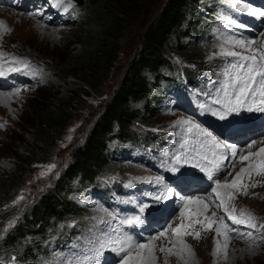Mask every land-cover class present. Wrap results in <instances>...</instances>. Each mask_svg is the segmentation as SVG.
<instances>
[{
    "label": "rangeland",
    "instance_id": "rangeland-1",
    "mask_svg": "<svg viewBox=\"0 0 264 264\" xmlns=\"http://www.w3.org/2000/svg\"><path fill=\"white\" fill-rule=\"evenodd\" d=\"M99 1L82 0L80 8L74 6V2L67 1L64 6L58 8V10L49 11L48 14H45L42 10L45 6L44 3H30L26 7L24 6L27 3H24L20 7L14 8L0 6V21L4 22L0 26V29H2L0 32V52L4 53V56L0 58V62L20 58L35 71V73L32 71L27 73L36 75V83L34 82L32 89L22 92L19 90L17 91L18 93L13 89H9V91L0 90V94H3V100L0 101V182L17 171L18 160L21 155L25 154L28 156L30 152L31 156L27 157L28 160L38 161L31 169L29 168V170L19 175L15 181L18 185L10 188L7 197L0 190V242H3V239L8 237L9 234L14 233L17 225L19 226L20 222L22 223L24 214L30 208L36 207L42 195L52 194L56 191L55 184L61 180L65 171L69 169L79 156V151L86 148L91 142L92 131L97 120L108 107L112 96L120 88L132 62L138 57L137 55L140 51H143L145 33L150 25L157 21L171 0H144L142 13L130 23L129 29L116 40L118 46L117 59L113 63L111 72L102 87V93L99 95L91 93L90 96L82 95L81 97L73 96L77 100V105H74L71 111L70 124L53 149H43L39 142H36L34 135L35 124L38 122L35 119V107L36 109L37 106L55 109L57 108L58 98L69 96L72 90L79 86L87 87L88 82L86 79L79 77V71L76 67L70 66L68 71H63L61 68L63 66L62 61L67 55H77L82 52V37L90 32L91 29H96L95 26L90 27L88 25L90 20L88 21L86 17L88 11L95 9ZM189 1L193 3H188ZM246 1L244 0V3L247 5ZM183 2L188 5L187 12L194 9L196 5L202 6L205 3L206 6L204 8H212L219 4L228 5L229 7L219 6L220 18L224 22L219 25V29L214 31L211 42H200L199 40L197 42L199 46L204 47L205 58L202 62L204 65L217 64L220 58H225L217 55L221 51V45L226 49L244 51L238 46H234L229 37L245 41H257L253 46V54L256 49H264V18L238 10L234 7L232 0H201L200 2L188 0ZM247 6L250 8V5ZM258 9L264 10V2ZM10 14L16 16L9 17ZM20 18H23V20L27 19V21L22 22ZM189 20L190 16L188 15L186 23L183 25L184 30L187 32L183 31L185 33L182 38L184 43L194 40L188 34L187 25L190 22ZM230 20L235 21V23L230 24ZM95 21V23L100 25L99 29L103 30L104 21H99L98 19H95ZM197 22V24H200L199 18ZM23 23L29 25L34 23L37 26L40 24V28L44 31L42 33L34 32L31 26L27 27ZM10 24L12 26L15 25V27H10ZM207 29L208 26L206 25L203 31L195 35L197 37L202 36L207 33ZM111 39L115 40L114 37ZM174 40V37L169 39L171 43H174ZM244 54L247 55L249 53L245 52ZM172 61L179 63L181 60L177 59L176 56H172ZM148 75L151 76L150 73ZM19 77L15 78L13 86L20 85L21 81L16 80ZM160 89V86L152 87L150 92L155 93L157 90L160 92ZM65 100L68 99H64L62 102ZM176 100V98L171 99L170 107L166 110V113L157 111L156 122L164 126V132H166L169 142L165 143L160 151L153 154V156L145 151L139 153L134 149L135 152H132L129 158L123 161L118 162L111 159L110 164L114 171L106 173L107 176H118L122 179L135 180L139 185L145 184L149 178L157 176H162L164 181L167 182L168 180L166 179L169 177H172L173 180L174 178L181 179L191 176L192 172L195 171L193 166L195 161L189 160L188 163L175 164L174 157L181 154L180 151H175L176 148L182 149V153L187 155L193 145L189 143L183 148L181 145L184 144L186 138L189 140L194 138L188 136L185 131L186 126L177 125L176 121L191 117L193 120L200 122V115L196 114L199 109L196 112L178 109ZM131 106L136 110L143 111L146 105L143 101L134 100ZM33 126L35 127L32 128ZM136 129L138 131H146L142 127ZM254 149V146L247 148L241 155H248L250 152H254ZM108 155L110 154H106L107 158H109ZM128 155L127 153L123 156ZM154 157H158L161 162L160 165L153 161ZM88 159L92 158L88 156ZM48 164H55L56 167L50 171L42 167ZM173 166H175L176 171H172ZM247 166L248 162L239 160L230 170V174H227L221 182H232L240 169ZM42 172L47 174L41 176ZM149 173H152V175L148 176ZM259 176L255 174L250 177L246 176L244 183L249 185L247 195L241 194L239 190H234L235 199L232 201L238 212L246 209L254 214L257 225L264 224V176L258 179ZM155 184L157 183L155 182ZM252 184L256 186L251 187L250 185ZM4 189L2 188V190ZM21 194H23L24 199L18 200ZM203 196L204 198H201L209 204L210 199H216V196L206 198L208 196L207 193L203 194ZM13 201L17 202L14 204ZM162 201L165 202V200ZM155 206L157 205L147 206L146 209ZM78 208L80 212L73 223H86L92 217H100L104 214L95 211L84 212L82 207L79 206ZM181 208V205L174 206V215L169 223L171 228L184 224L185 216L183 217L178 213V209ZM13 212H17L16 215L8 218L9 213ZM212 212L217 213V220L224 216L222 209L216 208L213 210L210 205L206 214L210 216ZM197 219L203 221L204 217L198 216ZM225 220L230 228L235 230L229 233L232 238L228 242L227 259H225L223 251L217 250L219 246L225 243L224 235H217L215 230L217 225L214 224L210 231L206 229V224L195 222L186 231L193 233L194 231L190 228L195 227L201 235L200 238L195 239L194 235L183 237L184 241L191 246L194 255L189 257L188 253L185 252L186 254L184 253L183 258H181L177 255L163 252V255L166 254L162 264H186V262L187 264H264V239H261L264 236V231L249 228L244 224H233L227 217H225ZM10 221L12 222L11 227H9ZM209 231L212 234L206 237L205 233ZM249 232L252 233L255 242L247 237L246 234ZM240 233L245 235L242 236ZM171 235V233H165V236L153 241L155 245L156 242L161 243V246L158 249L156 248V254H162L159 251L161 247L174 248L175 251V247L171 243ZM204 237L206 239L201 241Z\"/></svg>",
    "mask_w": 264,
    "mask_h": 264
},
{
    "label": "trees",
    "instance_id": "trees-1",
    "mask_svg": "<svg viewBox=\"0 0 264 264\" xmlns=\"http://www.w3.org/2000/svg\"><path fill=\"white\" fill-rule=\"evenodd\" d=\"M183 1L188 0L169 1L157 21L150 25L144 36L143 51H140L138 57L132 62L120 88L97 120L92 131L91 142L79 151V156L65 171L61 180L55 184L56 191L42 195L36 207L30 208L24 214L22 223L17 225L14 233L0 242V255L5 256L17 251L21 257L30 256L37 247L39 239L49 230L76 220L80 211L70 197L75 184L78 181L82 183L93 181L98 174L106 175L114 171L110 158L106 156L109 153H104L105 146L113 140L124 143L136 139L138 133L136 128L139 127L147 128L148 137L151 139L155 136L152 130H164V126L156 122L160 92L157 90L151 93L150 90L152 87L160 86L161 88L163 80L183 66H194L198 69L207 66L202 63L205 58L204 47L199 46L197 42L198 40L206 42L210 22L213 21L218 8V5L204 8L205 3L202 6L196 5L194 9L187 12L188 5ZM143 5L144 0H100L95 9L88 11L86 17L88 21L90 20L88 25L95 26L96 29H91L82 37V52L77 55H67L62 61L61 68L63 71H68L70 66L76 67L79 77L86 79L88 84L85 88L80 86L74 88L67 97L58 98L55 109H47L44 106H37V109L35 107V119L38 122L35 124L36 127L32 128L35 127L36 142H39L43 149H53L70 124L71 111L74 105H77V100L73 96L102 93V87L117 59L116 40L142 13ZM188 15L190 22L187 30L194 40L184 43L182 38L187 32L183 25ZM198 18L200 24H197ZM95 19L104 21L103 30L99 29L100 25L95 23ZM206 25L207 33L197 37L195 34L203 31ZM112 37L115 40H112ZM173 37L175 42L171 43L169 39ZM167 53L169 54L166 55ZM172 56H176L181 61L179 63L172 61ZM149 73L151 76L148 75ZM64 99L68 100L62 102ZM134 100L143 101L146 105L145 109L141 111L133 108L131 103ZM30 156V152L28 156L21 155L17 171L12 176L1 180L0 190L4 196L7 197L10 188L18 185L15 181L20 174L38 163L37 160H28L27 157ZM88 156L92 159L89 160ZM2 188L5 189L2 190ZM16 213H9L8 218L14 217Z\"/></svg>",
    "mask_w": 264,
    "mask_h": 264
},
{
    "label": "snow or ice",
    "instance_id": "snow-or-ice-1",
    "mask_svg": "<svg viewBox=\"0 0 264 264\" xmlns=\"http://www.w3.org/2000/svg\"><path fill=\"white\" fill-rule=\"evenodd\" d=\"M62 2L63 0H56L57 4ZM232 2L234 7L238 10L264 18V10L249 8L246 3H244V0H232ZM229 23L234 24L235 21L230 20ZM3 24L4 22L0 21V26ZM229 40L234 46H238L244 51H235L226 49L223 45L220 46L221 51L217 55L234 58L236 62L231 63L229 66L230 70L224 73L226 79L218 89L222 94V99L215 98L212 100L211 104L204 107L220 120H225L230 115L240 113L241 111L264 113V49H256L253 54V46L257 41H245L243 39H232L231 37H229ZM245 52L249 54L245 55ZM3 56L4 53L0 52V58ZM11 63L21 64L24 69L28 67V64L20 58H14ZM0 68H2V65H0ZM10 70L21 71L22 68H12ZM3 74V71H0V76ZM209 83L210 86L215 87L219 81H210ZM213 105L215 107H213ZM176 124L186 126L185 131L188 136L194 139H185L181 147L183 148L185 145L191 143L193 145L192 149L187 155L183 153L176 155L174 157L175 164L188 163L189 160L195 161L193 166L200 168L202 172H207L208 179L211 180L216 171L222 168L227 169L228 165L224 163L225 161L234 162L239 154L237 145L228 144L220 140L219 137L209 131L208 128L202 126L201 123L193 120L191 117L176 121ZM255 143L256 141H252L247 147L252 148ZM205 149L211 151V161H208V155L205 153ZM239 160L248 162V166L241 168L236 178L231 183L226 181L221 182L219 179L214 181L215 187L212 189V192L215 194L216 199L212 200L211 203L215 204L217 209H222L224 213V216H221L219 220L216 219V212H212L210 216L206 214L209 211L210 204L206 203L203 198L199 196H180L178 192L175 193V195L180 196V200L183 202V210L181 211L182 216L187 214L189 219L193 216H203L204 220L201 221L198 219L196 223L206 224L207 230H212L213 225H217L215 229L217 235H224L225 237V243L219 246L217 250L223 251L225 259H227L228 242L232 238L229 233L235 231L230 228L225 217L231 220L233 224H244L249 228L264 231V224L257 225V223H255L256 217L254 214L246 209L239 210L238 212L234 204H232V201L235 199L234 190H239L241 194L247 195V188L249 185L244 183V178L246 176L250 177L253 174L264 176V149H260L259 152H250L248 155H239ZM201 161H208L212 165V169L210 170L202 166ZM42 167L50 171L54 169L56 165L48 164ZM172 171H176L175 166H173ZM46 174V172H42L40 175L44 176ZM226 174H230V171L226 172ZM152 181L160 185V191L154 196L156 201L167 200L173 195L174 190L164 182L162 176L153 177L149 182ZM250 186L255 187L256 185L252 184ZM23 199L24 196L21 194L18 200ZM217 201L219 202L217 203ZM16 202L17 201H13L14 204ZM100 210L105 212L108 217L112 219L116 218V214L108 211V209L102 208ZM143 211L144 208L141 207L140 213H143ZM99 222L102 224L110 223V221H106L103 218H99ZM118 223L119 226L126 225L128 227H135L141 225L143 220L142 216L138 214L121 218ZM11 226L12 222L10 221L9 227ZM187 227H191V225L186 226L181 224L172 230L176 237L171 241L175 247V251L174 248L163 247H161L159 251L177 255L181 258H183V254L187 252L188 256L192 257L194 252L191 246L184 241L183 237L186 235H194L195 238L199 239L200 234L198 232L190 233L186 231ZM112 231L114 233H119L121 229L117 227L113 228ZM103 235L106 238H97L95 246L90 249V255L82 254L74 260L67 261V264H97L99 256L112 245H117V247L111 248L112 251L123 254L119 264H156V245L153 241L165 236V232L161 231L157 236L149 237L148 241L145 243L136 242L128 235H117L116 237H112L108 236L107 232H104ZM240 235L243 236L245 234L240 233ZM246 235L255 242V238L251 232ZM261 239H264V236H262Z\"/></svg>",
    "mask_w": 264,
    "mask_h": 264
},
{
    "label": "bare ground",
    "instance_id": "bare-ground-1",
    "mask_svg": "<svg viewBox=\"0 0 264 264\" xmlns=\"http://www.w3.org/2000/svg\"><path fill=\"white\" fill-rule=\"evenodd\" d=\"M2 10V9H1ZM1 13V12H0ZM13 14V13H12ZM12 14H10L9 15V17H15L16 15H12ZM21 20H22V22H25V21H27V19L26 20H23V18H20ZM32 20V19H31ZM8 22H10L9 20H8ZM23 25H25V26H27V27H29V26H31V29L33 28V30H34V32H36V31H38V33H42V31H44L43 29H41L40 27H41V25L39 24V26H37V24H34V23H31L30 25L29 24H24L23 23ZM10 27H15V25L14 26H12V24H10ZM28 29V28H27ZM3 30H4V28H3ZM2 31V29H0V32ZM15 31V30H14ZM46 32H47V30H46ZM9 37V36H8ZM11 69V68H10ZM10 69H8L7 70V72H10L11 70ZM9 80H11V77H9ZM2 93L0 94V101H2L3 100V97H2ZM7 96V95H6ZM254 147H255V149H254V152H256V151H260V149H264V138H261L260 140H256V143L253 145ZM247 149V148H246ZM246 149H244V151L246 150ZM253 176V175H252ZM263 176H259L258 177V179H261ZM251 179V178H250ZM233 180V179H232ZM231 183V182H230ZM198 220V219H197ZM193 225H191V227H192ZM204 228V227H203ZM192 231H197L198 232V230H197V228H190ZM199 229H201V228H199ZM190 230V231H191ZM201 231V230H200ZM211 231V230H210ZM208 232V233H205V236L207 237L209 234H212L211 232ZM193 232V233H194ZM201 236V235H200ZM171 237H172V235H171ZM206 237H204V238H202L201 239V241H204L205 239H206ZM196 239V238H195ZM171 241H172V238H171ZM159 246H161V243H159V242H156V248L158 249V247ZM137 251V250H136ZM166 254V253H165ZM164 254V255H165ZM186 254V253H185ZM164 255H163V252H162V254L160 255V254H156V256H157V261H156V264H162L163 262H164ZM177 259H179V258H177ZM179 261V260H178ZM175 263V262H174Z\"/></svg>",
    "mask_w": 264,
    "mask_h": 264
},
{
    "label": "water",
    "instance_id": "water-1",
    "mask_svg": "<svg viewBox=\"0 0 264 264\" xmlns=\"http://www.w3.org/2000/svg\"><path fill=\"white\" fill-rule=\"evenodd\" d=\"M79 3H81L82 2V0H77Z\"/></svg>",
    "mask_w": 264,
    "mask_h": 264
}]
</instances>
